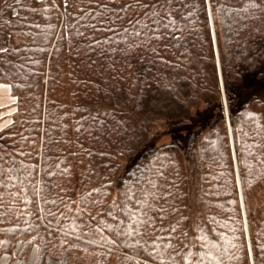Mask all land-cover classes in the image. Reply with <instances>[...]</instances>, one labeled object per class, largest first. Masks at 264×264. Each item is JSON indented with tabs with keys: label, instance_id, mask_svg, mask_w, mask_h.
<instances>
[{
	"label": "trees",
	"instance_id": "trees-1",
	"mask_svg": "<svg viewBox=\"0 0 264 264\" xmlns=\"http://www.w3.org/2000/svg\"><path fill=\"white\" fill-rule=\"evenodd\" d=\"M5 41L1 253L264 264V103L239 94L264 78V0H9ZM164 122L199 133L122 173Z\"/></svg>",
	"mask_w": 264,
	"mask_h": 264
},
{
	"label": "rangeland",
	"instance_id": "rangeland-1",
	"mask_svg": "<svg viewBox=\"0 0 264 264\" xmlns=\"http://www.w3.org/2000/svg\"><path fill=\"white\" fill-rule=\"evenodd\" d=\"M239 94L240 100H246L250 97H254L260 102L264 103V78L258 79L256 77L247 76L244 78V83L241 85ZM225 101V99H224ZM225 104V102H224ZM226 109V106H225ZM154 128H156L155 132L151 135V138H147V140L142 144L138 149H136L135 153L132 154L127 160L122 161L121 172H128L136 163L138 158L144 154L145 151L149 150L148 143H153L155 146L162 145L166 143H179L185 148L189 147L193 142L195 136L199 133L198 131L191 130L189 125L181 126V128H172L167 123H158L155 124ZM264 203V182L260 183L251 193V204L255 211V213L261 214L260 206ZM83 253V251H82ZM83 257H88L91 254L83 253ZM82 256V255H81ZM106 257V256H105ZM113 259L111 264H117L118 256L109 257ZM80 264H85L88 258L81 257ZM49 264H57L56 259L50 260Z\"/></svg>",
	"mask_w": 264,
	"mask_h": 264
},
{
	"label": "crops",
	"instance_id": "crops-1",
	"mask_svg": "<svg viewBox=\"0 0 264 264\" xmlns=\"http://www.w3.org/2000/svg\"><path fill=\"white\" fill-rule=\"evenodd\" d=\"M9 0H0L1 4ZM7 48V42H0V53ZM16 100L10 94V87L7 84L0 83V131L9 124L10 114L14 110ZM1 246V241H0ZM20 244L18 243L11 253L0 252V264H35L36 252L33 249L27 260L19 259ZM51 261H49L50 263ZM48 263V264H49ZM58 264V263H57Z\"/></svg>",
	"mask_w": 264,
	"mask_h": 264
}]
</instances>
